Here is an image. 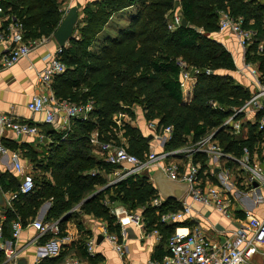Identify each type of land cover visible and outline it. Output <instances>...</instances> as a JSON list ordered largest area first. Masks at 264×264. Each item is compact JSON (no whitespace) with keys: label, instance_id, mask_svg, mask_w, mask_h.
Here are the masks:
<instances>
[{"label":"trees","instance_id":"1","mask_svg":"<svg viewBox=\"0 0 264 264\" xmlns=\"http://www.w3.org/2000/svg\"><path fill=\"white\" fill-rule=\"evenodd\" d=\"M64 1L3 0L1 3L5 9L11 8L22 21L25 38L37 39L54 33L63 18ZM133 6L136 11H129V22L112 28L117 32L115 36L102 34L113 15ZM177 7L188 25L170 29L169 18ZM221 11L243 17V26L256 32L245 58L257 64L260 81L264 83L262 0H92L82 8L75 37L63 47L61 54L66 70L55 77L53 89L59 98L78 103L93 100L95 109L88 120H76L65 139L62 133L52 132L55 143L48 149L45 160L39 159V152L28 144L22 145L30 162L49 171L51 179L35 181L34 190L28 194L19 193L12 200V206L0 204L6 215V235L10 233L11 222L20 219L26 225L48 200L52 204L47 220H56L69 213L59 222L62 229L67 220L80 213L71 210L81 203V212L102 219L108 231L120 238L121 225L111 208L121 203L131 211L140 210L148 229H159L165 239L173 234L179 223H161L157 211L177 209L180 202L170 199L161 207L153 206L152 200L157 197L158 190L148 170L107 186V176L118 166L94 154L91 145L92 133L98 132L101 141L123 145L130 153L145 159L149 153L147 136L138 127L130 123L121 126L113 118L120 111L133 113L134 104L141 106L147 121H157L158 130L172 127L167 150L184 147L189 142L193 144L214 133L213 139L225 152L240 158L244 148H248L251 160L255 153L264 162V128H259L258 120L264 111L256 114L255 122H242L249 127L247 138H238L232 125H224L234 109L243 106L251 97V91L231 75L220 72L236 68L231 52L212 37L219 31ZM95 45L99 47L92 49ZM182 59L199 69L189 102L183 99L178 64ZM208 69L211 71L207 72ZM242 118L243 114L235 116V120ZM7 145L13 151L17 148L12 143ZM194 160L200 161L203 170L207 168L206 154L197 153ZM19 186L20 178L16 180L12 172H0L3 193L16 192ZM100 188L96 195L84 201ZM52 236L46 234L42 240ZM79 249L91 264L101 260L99 255H91L83 242Z\"/></svg>","mask_w":264,"mask_h":264},{"label":"built area","instance_id":"2","mask_svg":"<svg viewBox=\"0 0 264 264\" xmlns=\"http://www.w3.org/2000/svg\"><path fill=\"white\" fill-rule=\"evenodd\" d=\"M0 0V63L3 67L9 68L19 60L29 55L53 39V34L43 36L37 39L25 38V28L22 21L11 11V8L5 9ZM71 5L68 4L64 9V14ZM182 24V15L176 14L169 21V28L176 29ZM229 30L235 34L238 44L246 53L250 43L255 38L256 32L243 26V17H233L229 12H220L219 31ZM261 47V45H260ZM63 47L59 46L56 51L48 52L43 57L44 66L37 71V79L41 85L45 86V91L34 94L29 100L27 107L34 115L41 114V119H18L12 114L0 112V129L2 132L7 129L12 130L19 136L27 135L43 139L45 131L41 125H53L59 123L56 131L64 132L65 138L73 129L76 120L86 121L90 118L95 109L94 101L88 100L85 103H78L70 99L59 98L51 88L56 76L66 70V64L62 61L61 54ZM181 66L182 88L187 87V82L197 75L199 69H188L187 64L179 60ZM244 69H247L255 79L257 90L251 94L246 103L234 109V113L224 122V125H232L235 133L240 131L241 122L235 120L238 114H257L264 111L262 100L264 99V83L260 81V71L253 63L245 59ZM211 70H207L210 72ZM195 77V76H194ZM214 105H216L214 103ZM259 128H264V113L259 117ZM149 127L157 136L164 135L171 137L172 127L167 126L158 130L157 124L151 122ZM214 133L207 134L193 143L190 147L184 148L190 157L187 168H183L177 162H168L167 158L176 156L182 150L167 151L158 153L152 151L148 153L145 159H140L135 154L130 153L123 145H118L110 141H101L98 138V132L91 135V142L105 160L111 164L117 165L116 176L111 181L117 183L123 178L138 174L145 170L152 171L155 168H161L170 179L187 182L189 188L180 199V207L164 212L157 211L160 222L172 225L180 223L186 219L192 218L194 204L204 207H212L226 217L233 215L231 200L226 196L221 185L212 183L208 177L207 170L202 169L200 161L194 160L197 153H206L215 158L232 157L239 161L246 171L251 172V181H256L262 188L264 194V173L257 166H252L251 153L248 148H244L240 158L232 156L213 139ZM11 162L15 173L20 178L19 190L12 192L8 201L11 206L12 200L18 197L19 193L28 194L35 188L34 175L31 168L26 165L19 151L11 152ZM165 199L159 194L152 200V205L161 207ZM111 212L116 216L117 222L122 227L127 224H134L141 230L145 229L144 217L140 212H132L123 206L112 207ZM248 220L235 227L231 234L223 242H212L196 225L187 233L176 230L167 239L168 252L159 260H151L149 264H264V217L256 218L247 211ZM5 213L0 208V264H18V251L13 248L4 237ZM13 238L18 242L21 237L24 225L20 219L14 221ZM38 231L37 240H40L48 232L59 231V221L44 222L41 219H34L28 223ZM101 233L106 239L114 244L116 250L122 254L123 247L119 237L115 233L108 231L106 224L101 227ZM150 235L149 232H145ZM153 234H160L159 229L151 231ZM50 245V244H49ZM94 240L88 242V252L93 254ZM258 257L259 262H254ZM65 264H86L76 256H69Z\"/></svg>","mask_w":264,"mask_h":264},{"label":"crops","instance_id":"3","mask_svg":"<svg viewBox=\"0 0 264 264\" xmlns=\"http://www.w3.org/2000/svg\"><path fill=\"white\" fill-rule=\"evenodd\" d=\"M262 1L264 2V0ZM75 3L79 4L81 8L85 6L81 5L79 2ZM61 10H64L63 7H61ZM129 11H136V7H129L115 15L121 17V23L126 24L130 20V15H128ZM64 15L65 14H63V16ZM115 15L111 17L105 28L110 26ZM117 24L119 25L120 23ZM109 32L111 35H114L112 34V31ZM114 32L116 34V31ZM212 37L222 43L231 52L235 60L236 68L234 70L222 71L225 72V74L231 75L236 80V82L248 88L251 91V94L256 91L257 84L255 79L251 76L247 69H244L243 64L246 59V53L239 46L235 34L229 30H224L218 31L216 34L212 35ZM59 46L60 45L57 43L55 38H53L46 44V46H41L37 50L33 51L29 57L22 58L9 68L3 67L0 63V112L12 114L18 119H30L33 116L35 119H41V114L36 113L33 115L29 111L27 104L34 94L46 90L45 86L38 82L37 71L42 69L44 66L43 57L45 54L56 51ZM253 64L258 69L257 64ZM53 84L54 81L51 84L52 90H54ZM195 84L196 80L190 79L187 82V87L183 91V99L185 102H189L193 98ZM140 107L141 106L135 104L131 107V110L136 114V119L132 122L133 126L138 127L144 136L153 135L152 139L148 143L149 153L152 151H156L158 153L170 151L166 149V143L170 138L164 135L157 136L153 133L149 127V124L151 122L157 124V121H147L142 108ZM114 119L119 124V121L116 119V117ZM255 120L256 114H243V118L240 119L241 129L237 133L234 132L235 135L238 138H247L249 136V127L247 124H242V122L247 121L253 123ZM58 125L59 123H55L53 125H41L45 131V136L43 139L27 135L19 136L12 130L7 129L6 131L2 132L0 129V172L10 171L16 177V180H19L11 162V152L13 150L7 145L12 143L17 146L16 150L21 154L23 162L31 168L34 175V172L38 166L32 162H27L29 159L25 156L24 153L26 149L23 148L22 145L26 143L29 145V147L41 154L44 149H50V147L55 143L53 133H62L64 135V132L56 131ZM65 138L62 137V139ZM122 142H124V140H122ZM191 145L192 144H188L186 145L187 147L184 146L171 150L182 151H180V153H178L176 156L168 157L167 161L177 162L181 164L183 168H187L190 157L187 155L184 148H188ZM92 147L94 154L97 153L102 155L96 146L92 144ZM206 158L207 168L204 170H207L208 177L212 183L221 185L223 187L226 196L231 200L233 215L226 217L212 207H204L194 204L192 218L186 219L180 222L178 225H175L172 233H174L176 230L182 233H187L193 229L194 226L199 225L203 233L212 242L220 243L231 234V232L241 223V221L245 222V220H248L247 211L251 214V216L256 218L264 217V194L262 188L259 187V185L256 186L255 181H251V175H248V172L236 159L232 157L217 159L213 155L208 154H206ZM251 162L252 166H257L264 173V162H261L255 153ZM231 164H234V166L238 168L239 172H235L234 169L230 167ZM115 176L116 171L107 176V186L112 184L111 181L115 178ZM237 176H240L241 186H237V181L239 178ZM11 193L12 191L4 192L5 205H9L8 201L10 199ZM179 202L181 203L180 200ZM51 204L52 203L50 200L44 202L40 206L34 219H41L44 222H52L57 220L60 222L64 215L56 220L46 219ZM80 204L76 205L74 209L71 210H76V212L80 213L67 220V222L64 224V229H62L59 224L58 232H48L47 234L51 233L54 236L49 237L46 240H42V238L37 240L38 231L32 226H28V223L31 222V220L26 225H24L21 237L18 242H16L12 235L14 222H11L12 227L10 228V233L9 235H6L4 231V237L9 245L17 249L18 264H65L66 259L69 256H76L86 264H91L89 259H87L79 249L80 243L82 242L88 249V242L91 239L94 240V253L91 255H99L101 258L98 264H149L151 260L162 259L167 254V239L163 237L161 232L160 234L151 233L154 228L148 229L146 227V223L144 230L139 229L134 224H127L124 227L121 226V237L119 238V241L122 244L123 253L120 254L116 250L114 244L106 239L101 233V227L105 225V222L93 214L81 212L79 208ZM118 206H123L127 209V207L121 203H116L112 207L114 208ZM132 212H140V210H132ZM5 221L6 215L4 223ZM78 222L81 223V227L79 226ZM145 232H149L150 235H146ZM100 235L103 236L101 240H99ZM1 257L2 255H0V258ZM253 260L254 262H259L258 257H255Z\"/></svg>","mask_w":264,"mask_h":264},{"label":"water","instance_id":"4","mask_svg":"<svg viewBox=\"0 0 264 264\" xmlns=\"http://www.w3.org/2000/svg\"><path fill=\"white\" fill-rule=\"evenodd\" d=\"M81 10L82 8L79 4L73 3L61 19L56 30L54 31L53 37L61 47H65L69 43V41L75 37V28L80 19ZM182 25H188V21L186 18L182 19ZM262 104L264 106V99L262 100ZM152 137L153 135H149L147 136V139L151 140ZM151 173V179L155 187L157 188L159 194L165 200L174 199L179 201L189 188V184L187 182L176 181L167 177L161 168H155L152 170ZM255 185H258L256 181ZM100 190L93 193L90 197L96 195ZM90 197L84 199V201H86ZM4 198L5 195L0 187V204H4ZM67 214H65L61 218V220H63ZM102 238L103 236L100 235L99 240H101Z\"/></svg>","mask_w":264,"mask_h":264},{"label":"rangeland","instance_id":"5","mask_svg":"<svg viewBox=\"0 0 264 264\" xmlns=\"http://www.w3.org/2000/svg\"><path fill=\"white\" fill-rule=\"evenodd\" d=\"M92 1V0H91ZM75 2H79V3H81V5H86L87 3H89L90 2V0H65L64 2H63V4H62V6H63V8H65L68 4H70V5H72L73 3H75ZM181 12H180V8H178L177 7V9L171 14L172 16H170V20L169 21H171L172 20V18H173V16L174 15H176V14H180ZM120 18L121 17H119V16H117V15H115L114 16V18H113V22H111V24H110V26L109 27H106L105 28V30L102 32V34H109L110 32L109 31H112L113 33L112 34H114V35H116L115 34V30L114 29H112L113 27H115L116 25H117V23H120V24H122V25H125L124 23H121V21H120ZM120 21V22H119ZM120 24H119V26H120ZM107 29V30H106ZM117 33V32H116ZM214 34H216V33H214ZM213 34V35H214ZM99 46H97V45H95V46H93V48L92 49H97ZM182 61H184L186 64H187V66H188V69H192L193 68V66L191 65V63L189 62V61H187V60H185V59H182ZM220 72H222V74H225V72H223L222 70L220 71ZM195 76V77H194ZM191 79L192 80H196V75H194ZM141 108V107H140ZM126 109V108H125ZM116 115V116H115ZM116 117V119L119 121V125H125L126 123H130L131 125H133V120H135L136 119V114L134 113V111H133V113L131 112V111H127V110H124V111H120V112H117L116 114H114V116H113V118H115ZM117 129V128H116ZM118 132L119 133H123V131L122 130H118ZM150 141V140H149ZM191 142H189V143H187L186 145H188V144H190ZM91 145H92V142H91ZM187 147V146H186ZM96 153V152H95ZM47 154H48V149H44V151L43 152H41V154H40V156H39V159H43V160H45L46 159V157H47ZM96 155L97 156H102V155H100V154H97L96 153ZM28 163H31L30 162V160L29 161H27ZM230 167H232L233 169H234V171L235 172H239L238 171V168L236 167V166H234V164H231V166ZM248 172V175L250 176L251 175V172L250 171H247ZM50 172L49 171H47V172H45L44 170H42L41 168H37L36 170H35V172H34V177H35V181L37 182V181H39V180H41L42 178H48V179H51L50 178ZM237 177H239L238 178V183H237V186H241V180H240V176H237ZM243 187V186H242Z\"/></svg>","mask_w":264,"mask_h":264}]
</instances>
